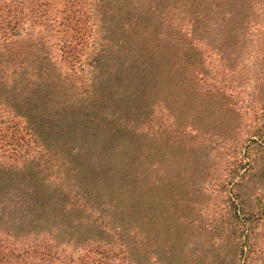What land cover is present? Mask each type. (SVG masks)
Instances as JSON below:
<instances>
[{
    "label": "trees",
    "instance_id": "trees-1",
    "mask_svg": "<svg viewBox=\"0 0 264 264\" xmlns=\"http://www.w3.org/2000/svg\"><path fill=\"white\" fill-rule=\"evenodd\" d=\"M237 2L0 0V264L31 248L62 253L52 234L63 233L96 255L83 263L96 264L97 248L115 241L148 264L141 249L151 227L161 242L149 264H250L253 218L263 213L257 161L223 194L228 220L209 231L193 233L189 188L205 152L187 138L208 134L206 120L225 122L221 99L192 80L200 61L188 26L194 9L207 17L210 7L220 27L222 6ZM89 34L91 52L77 66ZM62 179L76 202L54 198Z\"/></svg>",
    "mask_w": 264,
    "mask_h": 264
},
{
    "label": "rangeland",
    "instance_id": "rangeland-1",
    "mask_svg": "<svg viewBox=\"0 0 264 264\" xmlns=\"http://www.w3.org/2000/svg\"><path fill=\"white\" fill-rule=\"evenodd\" d=\"M237 1L235 6L225 4L220 9V27L214 24L211 16L216 10L210 7L208 12L211 16L207 17H199L198 8L194 9L193 19L188 26L193 51L200 61L198 66H195V71H192V80L195 84L201 81L200 87L208 93L210 100L221 99L223 108L220 114L225 122L221 129V126L215 127L206 120L205 130L208 134L187 138L189 144L201 146L205 152L200 165L203 173L189 180V188L196 193V197L190 202L194 215L191 220L193 233L205 226L209 231L213 228L211 223L214 224L218 220L225 223L228 220L222 212L228 203L223 194L229 191L231 195L233 184L238 179L236 176L245 172L249 158L258 163L254 170L262 184L259 194H264V138L253 136L252 140L249 139L251 133L256 130L264 135V0ZM57 16L61 17L60 14ZM59 18L57 20H60ZM23 26V29L27 30L30 23L26 21ZM42 28L38 26L37 30ZM95 38L96 36L89 34L83 40L85 46L77 59V66L86 63ZM60 182L54 185L57 188L54 198L76 202L78 197L75 196L74 188L65 184L63 179ZM186 205L188 202H181L182 207ZM256 207L263 213L253 218L255 251L250 264H264V197ZM27 219L29 218H26V221ZM152 223L153 220L150 219L148 226L151 227ZM150 230L145 231L141 251L145 252L149 263H155L152 260L158 257V243L161 241L152 227ZM60 231L64 232L63 229ZM39 235L34 232L31 243H39ZM52 235L63 241L59 243L63 245L62 253L42 255L38 249L31 248L30 251H19L23 255L15 263L93 264L80 261L82 257L92 258L96 255L90 251L88 253L87 248L75 245V241L69 240L68 234L63 233L64 240L60 238V234ZM74 246L80 250H75ZM97 251L102 253L98 254L101 260H97L96 264H137L140 260L134 256L132 250L120 248L115 241H110L106 248H97Z\"/></svg>",
    "mask_w": 264,
    "mask_h": 264
}]
</instances>
